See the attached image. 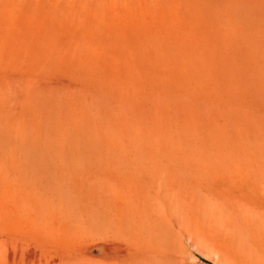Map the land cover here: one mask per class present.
<instances>
[{
	"label": "rangeland",
	"instance_id": "374dc122",
	"mask_svg": "<svg viewBox=\"0 0 264 264\" xmlns=\"http://www.w3.org/2000/svg\"><path fill=\"white\" fill-rule=\"evenodd\" d=\"M7 224L62 264H264V0H0Z\"/></svg>",
	"mask_w": 264,
	"mask_h": 264
},
{
	"label": "bare ground",
	"instance_id": "6f19581e",
	"mask_svg": "<svg viewBox=\"0 0 264 264\" xmlns=\"http://www.w3.org/2000/svg\"><path fill=\"white\" fill-rule=\"evenodd\" d=\"M11 225H0V264H62V260L65 258L63 259L58 257L56 254H51L49 251L52 250L47 251L45 248L39 247L38 245L34 244L29 237L24 238V235L19 237L23 233H21L19 236H17V234L15 235L19 238L12 237L14 236V232L12 231H15V229L17 231V228H14L13 225ZM7 230H11V232ZM8 233H12L13 235Z\"/></svg>",
	"mask_w": 264,
	"mask_h": 264
}]
</instances>
